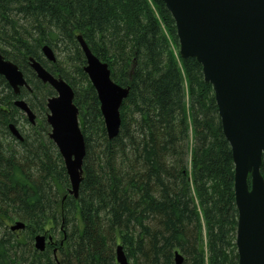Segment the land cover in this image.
Returning a JSON list of instances; mask_svg holds the SVG:
<instances>
[{
    "label": "trees",
    "instance_id": "obj_1",
    "mask_svg": "<svg viewBox=\"0 0 264 264\" xmlns=\"http://www.w3.org/2000/svg\"><path fill=\"white\" fill-rule=\"evenodd\" d=\"M79 35L129 88L112 139ZM0 52L30 86L16 94L0 74V264H118V245L129 264H176L177 254L182 264H239L232 147L213 85L195 57L181 55L163 0H0ZM31 57L74 89L86 141L78 197L50 138L56 92ZM17 221L25 228L12 230Z\"/></svg>",
    "mask_w": 264,
    "mask_h": 264
},
{
    "label": "water",
    "instance_id": "obj_2",
    "mask_svg": "<svg viewBox=\"0 0 264 264\" xmlns=\"http://www.w3.org/2000/svg\"><path fill=\"white\" fill-rule=\"evenodd\" d=\"M173 15L184 58L195 57L203 66L205 80L213 85L223 131L235 162V196L239 217L236 245L239 264H264V0H163ZM85 53L84 67L97 91L110 139L119 134L121 107L129 88L116 83L109 65L101 61L78 36ZM49 61H56L52 47L43 48ZM30 64L36 75L56 92L47 102L50 138L60 151L71 182L70 193L78 197L83 179L86 141L74 102L73 87L51 73L35 58ZM0 74L16 94L30 88L23 71L0 52ZM19 107L35 124L36 115L23 98ZM15 137L23 135L10 124ZM17 221L12 230L24 229ZM51 239V237H49ZM46 235L35 237V247L44 251ZM118 264H129L122 245L116 249ZM183 257L176 256V264Z\"/></svg>",
    "mask_w": 264,
    "mask_h": 264
},
{
    "label": "flooded vegetation",
    "instance_id": "obj_3",
    "mask_svg": "<svg viewBox=\"0 0 264 264\" xmlns=\"http://www.w3.org/2000/svg\"><path fill=\"white\" fill-rule=\"evenodd\" d=\"M35 122H36V119H35ZM19 129V128H18ZM20 130V129H19Z\"/></svg>",
    "mask_w": 264,
    "mask_h": 264
}]
</instances>
